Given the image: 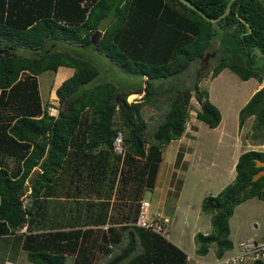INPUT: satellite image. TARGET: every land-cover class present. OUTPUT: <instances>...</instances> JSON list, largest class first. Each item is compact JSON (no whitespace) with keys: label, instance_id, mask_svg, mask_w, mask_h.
Instances as JSON below:
<instances>
[{"label":"trees","instance_id":"obj_1","mask_svg":"<svg viewBox=\"0 0 264 264\" xmlns=\"http://www.w3.org/2000/svg\"><path fill=\"white\" fill-rule=\"evenodd\" d=\"M186 1L216 18L229 0ZM215 26L228 43L237 35L240 49L231 50L209 69L210 58L203 57L213 52L209 49L217 33ZM95 31L99 33L96 47L90 40ZM48 40L90 46L121 71L144 76L142 95L126 102L127 95L129 99L134 95L123 91L116 100L119 93L112 83H91L98 74L96 67L68 53L43 49ZM0 47L6 49L0 53V238L10 235L19 240L21 229L40 215V199L52 195L58 182H63L59 173L67 175V189L84 161L97 156L89 166L96 172L112 152L120 161L115 170L118 180L123 186L136 182L131 197L137 206L128 212L131 221L124 217V224L109 227L107 237L102 235L100 240L97 234L92 236L91 228L56 233L59 239L70 240L65 241L67 248L77 245L73 254L50 253L38 243H25L24 264H185L186 254L168 236L134 224L138 188L154 187L161 148L182 135L188 115L187 90L179 97L176 85H157L180 75L195 61L201 78L206 70L212 79L227 68L241 80L259 79L249 48L264 54V3L233 0L227 14L213 24L178 0H0ZM58 66L71 67L73 72L55 89L60 107L53 116L41 104L36 76L53 73ZM191 91L199 102L194 117L209 128L216 127L218 109L199 90L197 81ZM249 116L254 126L264 128V85L238 110V126ZM117 134L122 155L113 151ZM8 158L14 167H8ZM256 160L264 161V151L240 153L231 182L216 195L201 199L200 211L209 215L210 232L194 234L196 255H205L213 244L214 255L220 258L232 248L228 220L234 207L253 197L264 201V175L251 180L260 169ZM35 169L39 171L28 182ZM90 172L95 184L98 178ZM52 245L61 247L56 242ZM96 249L100 256L93 263ZM243 264L263 263L246 258Z\"/></svg>","mask_w":264,"mask_h":264},{"label":"rangeland","instance_id":"obj_2","mask_svg":"<svg viewBox=\"0 0 264 264\" xmlns=\"http://www.w3.org/2000/svg\"><path fill=\"white\" fill-rule=\"evenodd\" d=\"M215 28L217 33L209 49L214 55L208 56L209 69L219 58L230 55L231 50L238 52L240 49L237 35L230 37L228 43L225 38L222 39L223 31L217 26ZM92 37L95 38L94 35ZM54 50L90 62L98 70V74L91 83H112L119 93L116 100L120 99L123 91L132 92L130 90L139 89L142 85L143 79L140 76L121 71L108 58L90 46L58 42L55 43ZM257 50L251 49L249 55L251 65L259 70V79L251 77L241 80L227 68H223L212 79L209 78L206 70L205 76L201 78L197 73L199 64L195 61L180 75L157 85L158 88L176 85L180 89L177 94L179 97L184 95L185 90L189 92L188 115L185 123L188 133H185L184 137L191 139L190 133L194 130L192 146H194L193 158L196 160L187 167V161L181 159L183 146H175L178 145L175 142L166 144L161 148V161L157 168L154 187L152 189L140 187L136 195L140 194L138 200L142 199L149 203V211L152 214H163L168 218L167 239L179 245L178 247L187 254L186 264H222L223 258L238 252L236 242L246 241L249 237H252L251 239L255 242H264V201L256 197L249 198L234 207L228 221V238L236 245V248L225 252L222 258L215 257L213 244L209 246L204 256L199 257L195 253L196 244L193 240L195 232H210L209 215L200 211L201 199L208 195H216L231 182L234 175L233 163L240 153L248 150L264 151V128L254 126L253 116L247 117L241 126H238L237 121L238 109L245 103L247 95L254 87L257 88V85H264V54ZM16 52L27 53L24 50ZM52 75V72L39 74L38 88H36L39 90L37 92L40 100L48 104L49 114L55 115L60 105L53 92ZM194 81H197L200 91L206 92L208 100L220 113V121L214 128L207 127L194 117V112L199 106V102L191 91ZM131 95L134 97L129 99L130 95H127L126 102H131L140 96L139 94ZM95 158H89L82 163V166H79V173H73V182L70 184L68 182L67 189L64 188L68 177L62 172L59 173L58 177L63 179V182H58L52 195L40 199L39 203L42 206L39 210L40 215L35 217L34 222L28 223L21 229L23 231H20L22 234L19 235V240L13 239L10 235L0 238V264H21V262L24 264L25 258L21 250L25 243L27 246L38 243L50 253L73 254L77 245L73 250L67 248L65 241L70 242V240L64 238L62 241L56 233L72 229L82 232L91 228L92 236L97 234L100 240L102 235L107 237L109 227L124 224V217L129 218L128 222L131 221V214L128 212H132L137 206L136 201L131 197V190L136 182L131 181L125 186L122 185L115 171L120 161L112 152L102 160L103 168H98V173V169L95 172L94 168L89 167ZM182 163L185 164L182 165ZM7 164L9 168L15 165L12 158L7 159ZM124 168L122 165V169ZM90 170L95 174L94 177L98 178L95 184L91 182L93 177L89 176ZM26 202L25 198L23 203ZM174 210L176 215H173ZM99 217L103 220L97 222ZM251 220H257L260 223V230L255 236L250 235V228H248ZM53 242L60 244L61 247L53 246ZM99 256L100 251L96 249L91 257L92 262L94 263Z\"/></svg>","mask_w":264,"mask_h":264},{"label":"built area","instance_id":"obj_3","mask_svg":"<svg viewBox=\"0 0 264 264\" xmlns=\"http://www.w3.org/2000/svg\"><path fill=\"white\" fill-rule=\"evenodd\" d=\"M120 135L114 138L112 142L113 151L116 154H123ZM135 225L167 238L168 218L163 214H152L149 211V203L140 199L136 213ZM238 252L222 260L223 264H243L246 258L259 260L264 264V242H255L252 239L239 242L237 244Z\"/></svg>","mask_w":264,"mask_h":264},{"label":"crops","instance_id":"obj_4","mask_svg":"<svg viewBox=\"0 0 264 264\" xmlns=\"http://www.w3.org/2000/svg\"><path fill=\"white\" fill-rule=\"evenodd\" d=\"M97 38H98V36H97ZM58 42H61V43H63L64 41H61V40H48V41H46L45 43H44V46H43V49H45V50H51V51H56V50H54V45H55V43H58ZM76 45H78V44H76ZM48 47V48H47ZM47 48V49H46ZM45 72H49V71H45ZM72 72H73V69L71 68V67H67V66H58L57 67V69H56V71H54L52 74V77H51V79H52V86H54V89H53V92H54V94H55V89L58 87V85L64 80V79H66L67 77H69L71 74H72ZM38 78H40L39 77V75H37L36 76V83H37V88H38ZM142 79H144V76L143 77H141ZM143 85V84H142ZM142 85H141V87L139 88V89H136V90H130V91H132V92H130V94H139L140 96L142 95V91H140V89L142 88ZM261 86H259V85H257V88L256 87H254V89L252 90V91H250V93L247 95V98H246V100L244 101V102H246L247 100H248V98L251 96V94L254 92V91H256L257 89H259ZM38 90V89H37ZM38 92H39V90H38ZM39 95V94H38ZM119 95V94H118ZM56 96V95H55ZM140 96L139 97H137V99H135V100H138L139 98H140ZM58 100V99H57ZM41 101V100H40ZM134 101V100H133ZM41 104H45V103H43L42 101H41ZM243 105V104H242ZM241 105V106H242ZM46 107H47V111H48V108H49V106H48V104H46ZM239 110V109H238ZM49 113V112H48ZM57 113V112H56ZM194 114H195V112H194ZM56 115V114H55ZM55 115H53V116H55ZM186 123V122H185ZM191 126V125H190ZM185 133H188V132H186V128H184V131H183V133H182V137H179L178 139H175V140H171L169 143H173L174 144V142L175 143H178V145H175V146H183V152H182V155H181V159H182V161H187V167H190V165L196 160V159H194L193 157V148H194V146H192L193 145V143H194V137H195V132H194V130H192L191 131V133H190V135H191V139H187L186 137H184V135H185ZM188 160H189V162H188ZM235 162H236V160H235ZM235 162L233 163V164H235ZM185 164V163H184ZM183 163H182V165H184ZM234 176V175H233ZM246 201V200H245ZM173 215H176V213H175V210L173 211ZM231 217V216H230ZM229 217V218H230ZM229 221V220H228ZM254 223H256L257 224V226H258V228H259V230H260V223L257 221V220H251L249 223H248V228H250L251 229V225H253ZM228 225H229V223H228ZM250 231V230H249ZM248 231V232H249ZM259 232V231H258ZM257 232V233H258ZM196 233V232H195ZM194 233V234H195ZM256 233V234H257ZM256 234H251L250 233V235H252V236H255ZM251 238L252 237H249V238H247V240L248 239H250L251 240ZM231 241V240H230ZM232 242V241H231ZM239 242V241H238ZM238 242H236V245H237V243ZM173 244H175V243H173ZM177 247L179 246V245H177V244H175ZM236 245L235 244H233V242H232V248H231V250L235 247L236 248ZM180 248V247H179ZM181 249V248H180ZM182 250V249H181ZM231 250H227V251H224L223 252V254H222V256L220 257V258H222L223 257V255L225 254V252H229V251H231ZM204 256V255H203ZM199 257H201V256H199ZM229 257V256H228ZM228 257H225V258H223L222 260H224V259H227ZM217 259H219V258H217ZM187 260H188V256H187V254H186V263H187ZM222 260H221V263H222ZM185 263V264H186ZM196 264V263H195ZM210 264H212V263H210ZM223 264V263H222Z\"/></svg>","mask_w":264,"mask_h":264},{"label":"water","instance_id":"obj_5","mask_svg":"<svg viewBox=\"0 0 264 264\" xmlns=\"http://www.w3.org/2000/svg\"><path fill=\"white\" fill-rule=\"evenodd\" d=\"M178 1H179L180 3H182L183 5H185L187 8H189V9L193 10L194 12H196V13H197L198 15H200L204 20H206V21H208V22L214 24V23H216L219 19L223 18V17L227 14V12H228V10H229L230 3H231L233 0H229V1L227 2V4H226V8H225L224 12L221 13V14H220L218 17H216V18H210V17H208L203 11H201V10H200L199 8H197L195 5H193V4L189 3V2H187L186 0H178ZM98 34H99V33H98L97 31H95V32H93L92 35L90 36L91 44H93L94 47H96V44H97V43H96V39H97ZM93 35L95 36L94 39H93V37H92ZM1 50H2V49L0 48V53L2 52ZM4 50H6V49H4ZM207 56H208V55H205V56L203 57V59L206 60V59H207ZM210 56H213V53H210ZM255 166H256V167H260V169L252 175L251 180H255V179H257L258 177L264 175V161L256 160V161H255ZM38 171H39L38 169H35L34 172L30 175V177L28 178L27 181L30 182V181L33 179V177L37 174ZM26 184H27V183H26ZM26 184L24 185V187L26 186ZM258 231H259V228H258V226H257L256 223H254L253 225H251L250 232H251L252 234H256Z\"/></svg>","mask_w":264,"mask_h":264},{"label":"flooded vegetation","instance_id":"obj_6","mask_svg":"<svg viewBox=\"0 0 264 264\" xmlns=\"http://www.w3.org/2000/svg\"><path fill=\"white\" fill-rule=\"evenodd\" d=\"M261 1L264 3V0H261ZM248 32H249V30H246L245 32H240V35H242L243 33H248ZM0 48H1L2 50H4V48H2V47H0ZM249 49L251 50V49H255V48H254V47H252V48L250 47ZM246 50H248V48H246ZM211 53H213V52H211ZM213 55H214V53H213ZM208 56H210V54H208ZM210 57H212V56H210ZM250 78H251V77H250ZM261 87H262V86H261ZM261 87H260V88H261ZM257 90H258V89H257Z\"/></svg>","mask_w":264,"mask_h":264},{"label":"clouds","instance_id":"obj_7","mask_svg":"<svg viewBox=\"0 0 264 264\" xmlns=\"http://www.w3.org/2000/svg\"><path fill=\"white\" fill-rule=\"evenodd\" d=\"M238 244V243H237Z\"/></svg>","mask_w":264,"mask_h":264}]
</instances>
